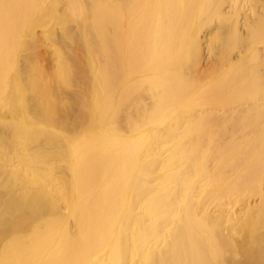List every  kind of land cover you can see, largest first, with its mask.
Returning <instances> with one entry per match:
<instances>
[{
    "label": "bare ground",
    "instance_id": "bare-ground-1",
    "mask_svg": "<svg viewBox=\"0 0 264 264\" xmlns=\"http://www.w3.org/2000/svg\"><path fill=\"white\" fill-rule=\"evenodd\" d=\"M0 264H264V0H0Z\"/></svg>",
    "mask_w": 264,
    "mask_h": 264
}]
</instances>
